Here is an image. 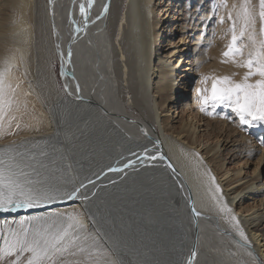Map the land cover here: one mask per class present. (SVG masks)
Here are the masks:
<instances>
[{
  "label": "bare ground",
  "instance_id": "6f19581e",
  "mask_svg": "<svg viewBox=\"0 0 264 264\" xmlns=\"http://www.w3.org/2000/svg\"><path fill=\"white\" fill-rule=\"evenodd\" d=\"M223 2L0 0V168L25 189L55 197L0 211V264L31 258L13 247L15 234L43 246L64 231L61 264H264V168L249 170L254 146L245 145L251 137L264 149V122L241 124L225 105L201 111L197 91L214 78L240 82L247 72L223 55L229 13L235 19L242 0ZM252 5L258 11L259 0ZM42 23L51 53L46 74L57 95L49 107L32 68ZM260 29L257 18L256 43L246 33L236 60L256 55ZM187 66V83L175 86ZM176 97V114L167 116ZM209 112L249 137L230 132L207 149L197 131ZM184 114L190 121L175 129ZM91 253L100 258L92 262Z\"/></svg>",
  "mask_w": 264,
  "mask_h": 264
},
{
  "label": "snow or ice",
  "instance_id": "6c2138e0",
  "mask_svg": "<svg viewBox=\"0 0 264 264\" xmlns=\"http://www.w3.org/2000/svg\"><path fill=\"white\" fill-rule=\"evenodd\" d=\"M223 6L227 7V0H224ZM233 7L235 9L236 6ZM81 12H84L83 6H81ZM257 18L261 22L260 32L264 35V0H259L258 11L252 5V0H242L239 10L236 12V18L233 19L232 14L229 13L228 19L232 24L229 31L232 33V37L228 51H225L223 55L233 57V62L238 67L246 68L247 72L240 82L225 76L214 78L210 89H198L202 105L201 111H206L210 104L213 108L225 105L238 114L241 124L251 125L253 122H264V40L259 41V48L255 56L249 53L246 60L235 59L237 56H243V51L237 42L246 33H248L253 44L256 43ZM237 21L242 23V30L239 34H237ZM221 22H223V18H221ZM253 77H259V79L252 82ZM207 79L209 78L206 77L205 80ZM3 80V73H0V102L3 101ZM208 114L211 115L212 113L209 112ZM13 176L14 174L6 176L4 169L0 168V211L9 212L19 208H33L39 206L41 201L49 203L55 199L48 193L36 194L31 188L25 189L23 184L18 179H14ZM74 196L75 193H72L68 198L71 199ZM33 219L39 220V218ZM69 219H74V217L70 215ZM24 223L25 221L22 220L21 224ZM80 227L83 228L84 225L81 223ZM65 236H67V231L46 240L42 246L35 240L29 242L26 232L23 234V238L19 234H15L13 247L21 252L32 254L31 258L27 259V264H44L45 259H47L48 264H56L55 257L67 251L63 243ZM13 247L5 249L4 255H9L13 251Z\"/></svg>",
  "mask_w": 264,
  "mask_h": 264
},
{
  "label": "rangeland",
  "instance_id": "374dc122",
  "mask_svg": "<svg viewBox=\"0 0 264 264\" xmlns=\"http://www.w3.org/2000/svg\"><path fill=\"white\" fill-rule=\"evenodd\" d=\"M41 10L43 11L42 6H41ZM35 25L36 24H34V26ZM35 28H36V26H35ZM166 30H167V28H164L163 31H161V34H162L161 35V39L162 40L165 39V37L167 35L166 34ZM45 33H47V27H46L45 23H44V27H43V23H42V27L40 26V35L42 34V36L34 35L35 36L34 39L38 38V40H36V41L33 40V43H32L33 44V51H34V53H33L34 54V63L32 64V68L35 69L34 70L35 71L34 72V80L36 81V87H38L37 89L40 91V93L44 94L45 104L49 107L56 94L53 93L52 87H51L50 82L48 80V76L46 74L47 70H46V67H45V62H46L47 56H49V54L51 55V53H50V50H49L50 49L49 48V42H48L49 41V37ZM35 34H36V32H35ZM40 38H41V49H40L41 52H40V50H38L39 49V40H40ZM47 48H48V50H47ZM182 65H183V63H182ZM181 69H182L181 73L176 74V76L181 74L180 77H178V78L176 77V81H175V83H176L175 86H178V87H179V85L181 87V85L183 83H187L186 81H184L183 77L186 76L185 75L186 73L183 72V71L186 70V69H189V66H187L185 68H181ZM54 70L56 71V74H57V79H58L57 84H58V86H61L63 91H65V86H64V82H63L64 79H63V74H62V70L63 69H62V63H61L60 59L55 60V62H54ZM177 94H179V91H176V96H177ZM56 97H57V95H56ZM173 99L174 100L169 103L167 116L168 115L172 116L173 113L176 114V111H177V108H178V102H179L178 100L179 99H177V97L173 98ZM175 99H177V100L175 101ZM183 101L185 102V100H183ZM184 102H183L182 105L185 104ZM194 115H195V111H194ZM163 116H164V114H163ZM187 120H189V116L187 114H184V119L174 121L175 125H173V127L175 129H177L178 127L182 126L181 123L176 124L177 121H183V123H185ZM204 123H205V127L200 128L197 131L198 132L197 135H199V139L201 141V144H205V146L207 145L209 148L207 146L206 147L209 150L212 149V147H215L217 145L218 141L220 142V140H221V142L223 143L225 135L230 133V132L231 133H236V135L239 136L237 138L249 137L246 134L242 135L241 132L235 131V127H237V126H232L230 124L226 125L218 117L216 119L213 118L212 114H211V117H209V119L204 121ZM198 126H199V123L196 125V127L198 128ZM229 126H231V127H229ZM205 128H206V132L201 131V130H204ZM249 139H250L249 140L250 142L246 143L245 145L254 146V148L252 150H254V154H255V155H253L254 156V158H253L254 160L251 161L252 162L251 163L252 166L249 167V170L253 171L257 167L259 168V170H263V168H264V149L261 151L260 144L258 142H255V140H253L251 137H249ZM248 149H249V147H248ZM204 152H202V154H204ZM229 167L234 168V167H238V166H237V164H231ZM214 191H215V189H214ZM34 224L31 223L29 226H27L28 229L30 230V228H32V226L34 227ZM47 225L49 227H53V225L51 223H49ZM44 227H45L44 225H40L39 226V228H42V229H44ZM60 257H61L60 255H57L55 257L56 264H61V258ZM90 257H91L90 259H92L91 260L92 262H94L93 260H98L100 258L99 256L93 255L92 253L90 254Z\"/></svg>",
  "mask_w": 264,
  "mask_h": 264
}]
</instances>
